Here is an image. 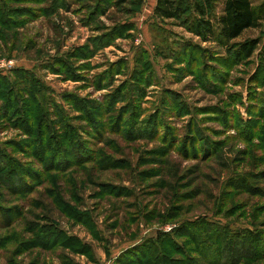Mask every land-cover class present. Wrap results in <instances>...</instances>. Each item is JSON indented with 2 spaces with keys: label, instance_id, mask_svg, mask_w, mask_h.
<instances>
[{
  "label": "rangeland",
  "instance_id": "obj_1",
  "mask_svg": "<svg viewBox=\"0 0 264 264\" xmlns=\"http://www.w3.org/2000/svg\"><path fill=\"white\" fill-rule=\"evenodd\" d=\"M155 2L0 0V264H264L258 58Z\"/></svg>",
  "mask_w": 264,
  "mask_h": 264
},
{
  "label": "trees",
  "instance_id": "obj_2",
  "mask_svg": "<svg viewBox=\"0 0 264 264\" xmlns=\"http://www.w3.org/2000/svg\"><path fill=\"white\" fill-rule=\"evenodd\" d=\"M125 3L126 0H119ZM188 0H156L155 17L163 21L182 20L189 12L185 4ZM220 0H203L193 6L195 11L194 24L191 32L205 42L217 43L239 62L258 58L257 74L264 81V34L263 36L234 43L248 30H259L264 26V0H223L222 11L217 13ZM18 71V70H17ZM46 115L42 116L45 120ZM256 241L263 239L262 233H253ZM159 240V239H157ZM157 242V241H156ZM151 245L153 253H159V245ZM152 243V242H151ZM158 244V242H157ZM132 250V249H130ZM162 252V251H161ZM133 255L135 252H128ZM259 259V257H255ZM264 260V257H261Z\"/></svg>",
  "mask_w": 264,
  "mask_h": 264
},
{
  "label": "crops",
  "instance_id": "obj_3",
  "mask_svg": "<svg viewBox=\"0 0 264 264\" xmlns=\"http://www.w3.org/2000/svg\"><path fill=\"white\" fill-rule=\"evenodd\" d=\"M155 5H156V2H155Z\"/></svg>",
  "mask_w": 264,
  "mask_h": 264
},
{
  "label": "built area",
  "instance_id": "obj_4",
  "mask_svg": "<svg viewBox=\"0 0 264 264\" xmlns=\"http://www.w3.org/2000/svg\"><path fill=\"white\" fill-rule=\"evenodd\" d=\"M0 67H1V65H0Z\"/></svg>",
  "mask_w": 264,
  "mask_h": 264
}]
</instances>
